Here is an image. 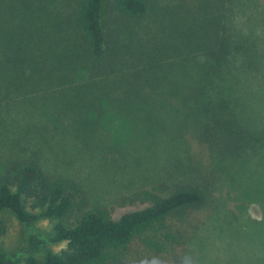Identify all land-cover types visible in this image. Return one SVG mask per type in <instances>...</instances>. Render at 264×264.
<instances>
[{"label": "trees", "instance_id": "16d2710c", "mask_svg": "<svg viewBox=\"0 0 264 264\" xmlns=\"http://www.w3.org/2000/svg\"><path fill=\"white\" fill-rule=\"evenodd\" d=\"M232 1L0 0V264H184L203 188L139 186L114 201L133 207L114 217L45 163L70 147L90 153L108 115L185 145L183 130L199 145L219 131L226 156L258 150L264 136L234 111ZM189 158L164 175L193 169ZM5 212L27 230L12 251ZM42 221L50 228L33 229Z\"/></svg>", "mask_w": 264, "mask_h": 264}, {"label": "rangeland", "instance_id": "374dc122", "mask_svg": "<svg viewBox=\"0 0 264 264\" xmlns=\"http://www.w3.org/2000/svg\"><path fill=\"white\" fill-rule=\"evenodd\" d=\"M229 25L239 49L231 70L236 80L234 111L248 129L264 136V0H233ZM247 48L250 61L244 51ZM168 127L175 137L172 123ZM135 131L131 132L124 119L108 115L95 149L83 153L66 148L58 153L61 157L46 159V170L80 181L89 193L91 206H113L114 217L133 208L114 201L139 186L155 185L159 189L162 183H194L204 189L205 199L191 212L201 215L202 223L184 252L180 251L184 264H264V143L254 152L226 156L224 149L220 151L224 139L219 131L213 134L214 140L199 145L190 139L189 129L183 130L188 146L178 136L176 144H181L176 146L175 139L160 131L156 138ZM5 133L0 131V160L6 149ZM189 148L193 169L187 166L182 171L181 167L173 178L164 175L178 161L185 166ZM4 217L7 231L1 246L12 251L27 230L11 213L5 212ZM49 228L46 221L33 226L37 230ZM136 244L127 250L128 258H132ZM63 245L51 246L57 250ZM122 264L132 263L128 259Z\"/></svg>", "mask_w": 264, "mask_h": 264}]
</instances>
